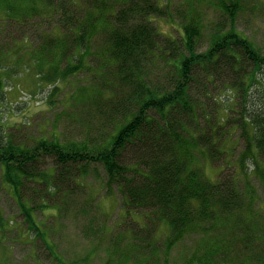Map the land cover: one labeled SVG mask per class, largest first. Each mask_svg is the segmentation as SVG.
I'll return each mask as SVG.
<instances>
[{
  "label": "trees",
  "instance_id": "16d2710c",
  "mask_svg": "<svg viewBox=\"0 0 264 264\" xmlns=\"http://www.w3.org/2000/svg\"><path fill=\"white\" fill-rule=\"evenodd\" d=\"M46 1L49 3L43 5L37 0H0L1 15L8 19L55 9L58 31L54 37L48 36L55 39L39 46H50V52L55 47L57 77L65 80L93 70L102 76L103 86L89 84L73 90L72 98L87 101L99 94L115 101L99 136L66 141L41 138L26 146L5 142L9 134L0 132L3 178L15 188L24 225L35 227L36 238L50 252L45 256L61 255L49 250L56 248L54 240L51 237V245H47L37 228L42 220L36 212L45 203L34 206L30 199L27 203L21 198L22 188L28 182L38 183L36 179L47 186L44 180L51 179L54 192L43 190L53 196L62 192L66 197L83 187V179L96 176L108 191L121 190L125 202L153 222H164L167 254L188 236L199 235L193 239L191 255L178 264H264V210L257 206L260 194L249 177L254 172L264 186V49L237 29L241 0H210L227 9L231 26L214 33L202 52L196 45L204 30L198 6L204 0H187V19L179 27L168 20L172 11L169 0ZM161 18H167V24L176 29L177 38L160 31L155 22ZM62 28L67 32L60 37ZM224 76L223 86L217 89L234 87L229 112L238 111L240 120L234 125L230 114L225 125L218 123L220 129L211 125L209 134L201 123L207 110L191 89L198 82L204 90ZM58 88L61 86L55 85L54 91ZM217 120L223 118L219 115ZM225 126L240 128L245 145L234 173L224 174L223 168L222 175L212 179L205 172L206 158L225 153L222 143L215 141ZM46 154L54 162L42 169L39 163ZM53 169L54 174L47 172ZM102 172L104 179L100 178ZM141 241L145 244L134 246V261L149 255L139 253L149 247V257L157 256V240ZM37 243L40 247L39 240Z\"/></svg>",
  "mask_w": 264,
  "mask_h": 264
},
{
  "label": "rangeland",
  "instance_id": "374dc122",
  "mask_svg": "<svg viewBox=\"0 0 264 264\" xmlns=\"http://www.w3.org/2000/svg\"><path fill=\"white\" fill-rule=\"evenodd\" d=\"M37 2L43 5L49 3L46 0ZM169 4L172 11L168 20L174 21V25L179 27L187 19L189 2L169 0ZM198 6L204 30L196 48L202 52L211 43L213 34L230 29L231 23L226 8L221 9V6L210 0H204ZM2 10L3 8L0 10V132L4 130L9 134V139L5 142L10 140L16 144L33 146L41 138L58 137L66 141L82 140L91 134L99 136L102 121L110 112L114 98L98 94L87 101H78L72 98V92L89 84L102 87V76L91 70L77 73L65 80L57 77L58 55L55 47L50 52V46H39L48 39H55L48 37H54L53 34L58 31L55 9L49 8L46 14L36 13L35 16L30 12L25 17L15 14L8 19L1 15L4 14ZM165 19L167 18H161L155 23L161 32L166 35L170 33L177 38L176 29L171 28ZM62 29L64 32H59L60 37L67 32L65 28ZM237 29L254 41L257 47L264 49V0H241ZM49 53L53 54V58ZM199 72L203 73V69L199 68ZM225 79L226 76L218 79L215 85L209 83L204 90L202 84L195 82L191 89L198 103L207 110L202 115L201 123L209 134L213 132L211 125L220 129L218 123L225 125L224 120H228L230 114L234 125L240 120L238 111L229 112L235 95L234 87L229 85L217 89L218 85L223 86L222 80ZM55 85L61 88L54 91ZM239 108L240 106H236L234 109ZM218 114L223 120H217ZM224 130V133L222 130L220 135L215 136V141L222 143L221 151L225 153L216 152L214 159L206 158L205 172L212 179L219 178L222 175L219 171L223 168L224 174L234 173L236 164H239L237 158L245 145L240 128L225 126ZM232 136L235 137L234 140ZM42 160L39 163L42 169L52 166L54 162L52 156L47 154ZM249 164L250 168L254 167L253 162ZM55 171L53 169L47 172L54 174ZM3 175V164L0 163V264H166L167 258L169 264H178L185 255H191L193 239L199 237L188 236L185 243L175 245L172 252L167 254L165 240L168 235L164 222L158 225L126 203L123 192L118 188L108 191L104 183L101 185L100 179L93 176L83 179V187H78L75 193L69 192L63 197L60 192L53 196L43 190L48 188L49 193H53V181L44 180L47 184L45 186L38 184L41 180L36 179L38 183L28 182L22 188L21 198L25 197L27 203L30 199L34 206L45 203L36 212L37 218L42 220L39 222L41 226L37 224V228L42 231L47 245H51V237L54 240L56 248L49 247V250H58L61 254L57 258L52 254L46 257L45 253L50 252L44 248L41 239L36 238L35 227L28 229L24 225L23 214L13 197L15 188L13 184L6 182ZM254 175L256 174L253 172L249 177L260 194L257 206L264 210V186ZM104 177L105 172H102L100 178ZM75 183L78 184V181ZM244 187L245 183L242 182V188ZM62 198H65L66 203ZM83 207L85 211H82ZM84 229H87V233H84ZM153 239L157 240V256L149 257L152 256L149 247L139 252L149 255L134 261L135 244L140 246L145 244L141 240ZM74 259L78 262L72 261Z\"/></svg>",
  "mask_w": 264,
  "mask_h": 264
}]
</instances>
